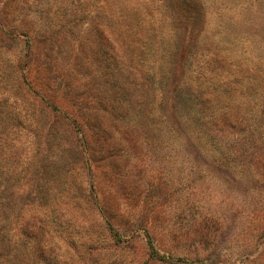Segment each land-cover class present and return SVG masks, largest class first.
Masks as SVG:
<instances>
[{"label": "rangeland", "instance_id": "rangeland-1", "mask_svg": "<svg viewBox=\"0 0 264 264\" xmlns=\"http://www.w3.org/2000/svg\"><path fill=\"white\" fill-rule=\"evenodd\" d=\"M0 264H264V0H0Z\"/></svg>", "mask_w": 264, "mask_h": 264}]
</instances>
